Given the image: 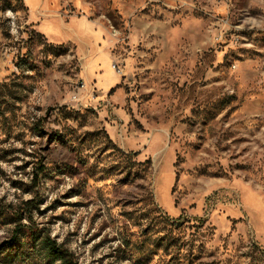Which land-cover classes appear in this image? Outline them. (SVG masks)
I'll list each match as a JSON object with an SVG mask.
<instances>
[{"label": "rangeland", "instance_id": "obj_1", "mask_svg": "<svg viewBox=\"0 0 264 264\" xmlns=\"http://www.w3.org/2000/svg\"><path fill=\"white\" fill-rule=\"evenodd\" d=\"M48 238L264 264V0H0V264Z\"/></svg>", "mask_w": 264, "mask_h": 264}, {"label": "trees", "instance_id": "obj_2", "mask_svg": "<svg viewBox=\"0 0 264 264\" xmlns=\"http://www.w3.org/2000/svg\"><path fill=\"white\" fill-rule=\"evenodd\" d=\"M133 155L137 154V152H132ZM137 162V161H135ZM139 164L141 163L142 165L144 164L145 167L143 168L145 171H148L150 169V161L147 160V161H139L138 162ZM46 246L48 247V250L51 254V256L53 257V259H60L62 260L65 264H74L69 258H68V255H67V251L61 247V246H58L57 243L48 238L47 241H46Z\"/></svg>", "mask_w": 264, "mask_h": 264}, {"label": "built area", "instance_id": "obj_3", "mask_svg": "<svg viewBox=\"0 0 264 264\" xmlns=\"http://www.w3.org/2000/svg\"><path fill=\"white\" fill-rule=\"evenodd\" d=\"M86 89V83H81V86L79 87V91L73 95L74 99H77L79 96H81L82 90Z\"/></svg>", "mask_w": 264, "mask_h": 264}]
</instances>
